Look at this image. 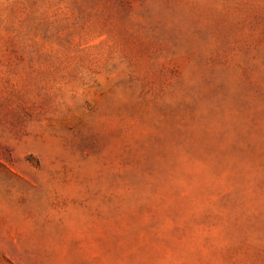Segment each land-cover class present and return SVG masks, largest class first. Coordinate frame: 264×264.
I'll use <instances>...</instances> for the list:
<instances>
[{
	"label": "rangeland",
	"instance_id": "rangeland-1",
	"mask_svg": "<svg viewBox=\"0 0 264 264\" xmlns=\"http://www.w3.org/2000/svg\"><path fill=\"white\" fill-rule=\"evenodd\" d=\"M0 264H264V0H0Z\"/></svg>",
	"mask_w": 264,
	"mask_h": 264
}]
</instances>
